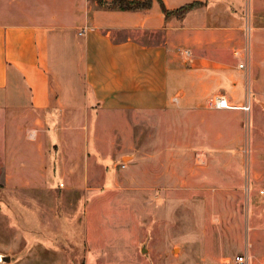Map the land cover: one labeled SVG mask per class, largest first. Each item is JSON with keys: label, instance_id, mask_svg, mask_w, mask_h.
Wrapping results in <instances>:
<instances>
[{"label": "crops", "instance_id": "1", "mask_svg": "<svg viewBox=\"0 0 264 264\" xmlns=\"http://www.w3.org/2000/svg\"><path fill=\"white\" fill-rule=\"evenodd\" d=\"M163 1L170 10L199 4L167 18L158 1L123 11L84 0L75 24L62 21L67 3L54 5V13L43 8L47 0L33 9L21 1L19 13L14 4L0 9V149L7 177L31 186L18 175L32 168L47 180L51 164H58L73 180L87 178L77 164L99 165L109 154L102 152L109 143L102 136L104 112L165 116L175 157L179 147L241 139V124L225 117L231 110L250 117L254 101L264 130V0ZM220 94L251 111L212 108L209 100ZM109 124V131L118 127ZM129 156L133 162L137 153ZM27 240L15 236L13 243L51 249L50 239Z\"/></svg>", "mask_w": 264, "mask_h": 264}, {"label": "rangeland", "instance_id": "2", "mask_svg": "<svg viewBox=\"0 0 264 264\" xmlns=\"http://www.w3.org/2000/svg\"><path fill=\"white\" fill-rule=\"evenodd\" d=\"M21 1L31 9L43 3L0 0V9L14 4L19 13ZM55 1L43 8L54 13L67 3L62 21L75 24L84 0ZM100 117L103 139L109 138L102 152L109 154L99 165L92 159L77 164L79 173L87 172L82 180L51 164L47 180L31 168L18 175L31 186L16 181L7 177L0 149V264H236L241 255L243 264H264V130L257 102L250 117L235 110L225 117L241 124V139L179 147L176 157L165 116ZM98 118L92 117L91 135ZM110 122L118 123L114 131ZM15 236L50 239L51 249L13 243Z\"/></svg>", "mask_w": 264, "mask_h": 264}, {"label": "trees", "instance_id": "3", "mask_svg": "<svg viewBox=\"0 0 264 264\" xmlns=\"http://www.w3.org/2000/svg\"><path fill=\"white\" fill-rule=\"evenodd\" d=\"M158 1L163 13L167 18L171 16H181L185 14L189 9L193 8L199 3H191L186 4L178 9L170 10L167 8L165 2L163 0H112L108 2L106 0H98V2L107 8L115 9V10H123V11H139L150 9L153 7L154 2Z\"/></svg>", "mask_w": 264, "mask_h": 264}, {"label": "built area", "instance_id": "4", "mask_svg": "<svg viewBox=\"0 0 264 264\" xmlns=\"http://www.w3.org/2000/svg\"><path fill=\"white\" fill-rule=\"evenodd\" d=\"M250 31V28H249V25H247V32ZM81 34H83L81 32ZM242 54V51H235V55L237 57H240ZM247 55V53H246ZM242 68L245 67V63H241L240 65ZM209 105L212 107V108H229V109H235V108H242L244 109L245 111H251L252 107L250 104H246L244 106H237V105H234L232 104L229 99L225 96V95H217V96H214L212 97L210 100H209ZM247 261V256L246 255H241V256H237L234 260V262L236 264H243ZM231 262V261H230Z\"/></svg>", "mask_w": 264, "mask_h": 264}, {"label": "water", "instance_id": "5", "mask_svg": "<svg viewBox=\"0 0 264 264\" xmlns=\"http://www.w3.org/2000/svg\"><path fill=\"white\" fill-rule=\"evenodd\" d=\"M6 260H8V261H9V260H10V258H9V257H7V258H6Z\"/></svg>", "mask_w": 264, "mask_h": 264}]
</instances>
